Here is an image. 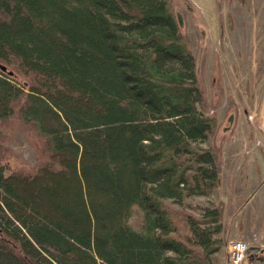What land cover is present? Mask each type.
<instances>
[{
    "label": "trees",
    "instance_id": "1",
    "mask_svg": "<svg viewBox=\"0 0 264 264\" xmlns=\"http://www.w3.org/2000/svg\"><path fill=\"white\" fill-rule=\"evenodd\" d=\"M0 61V264H217L224 206L189 198L219 121L172 0H0Z\"/></svg>",
    "mask_w": 264,
    "mask_h": 264
},
{
    "label": "rangeland",
    "instance_id": "2",
    "mask_svg": "<svg viewBox=\"0 0 264 264\" xmlns=\"http://www.w3.org/2000/svg\"><path fill=\"white\" fill-rule=\"evenodd\" d=\"M172 1L197 59L207 101L202 109L219 121L215 137L202 145H217L223 158L236 135H250V140L242 141L248 142L243 148L261 147L264 156V0ZM16 79L23 84V77ZM4 132L9 136L1 142L8 170L33 169L36 152L25 131L14 125ZM257 175L256 186L237 181L189 198L194 204L224 206V231L219 234L224 245L216 254L217 264H228L229 245L239 239L251 242L247 260L264 261V169Z\"/></svg>",
    "mask_w": 264,
    "mask_h": 264
},
{
    "label": "crops",
    "instance_id": "3",
    "mask_svg": "<svg viewBox=\"0 0 264 264\" xmlns=\"http://www.w3.org/2000/svg\"><path fill=\"white\" fill-rule=\"evenodd\" d=\"M250 135L235 136V141L229 145L228 153L222 158L221 166V184L230 183L234 185L235 182H246L248 185L255 182L260 183V178L257 172L264 169V156L262 154L261 147L249 148V150L243 147L248 145V142H242L243 140H250ZM247 151V154L245 153ZM250 152V153H249ZM257 184V185H258ZM219 191V188L217 189ZM256 255L260 254V249L257 248Z\"/></svg>",
    "mask_w": 264,
    "mask_h": 264
},
{
    "label": "built area",
    "instance_id": "4",
    "mask_svg": "<svg viewBox=\"0 0 264 264\" xmlns=\"http://www.w3.org/2000/svg\"><path fill=\"white\" fill-rule=\"evenodd\" d=\"M249 249L250 243L246 240L239 239L230 243L228 264H256L246 261Z\"/></svg>",
    "mask_w": 264,
    "mask_h": 264
}]
</instances>
